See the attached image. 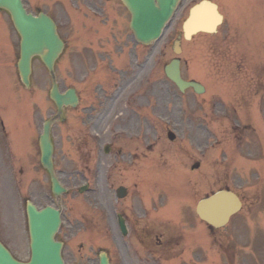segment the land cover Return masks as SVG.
Here are the masks:
<instances>
[{"label":"rangeland","instance_id":"rangeland-1","mask_svg":"<svg viewBox=\"0 0 264 264\" xmlns=\"http://www.w3.org/2000/svg\"><path fill=\"white\" fill-rule=\"evenodd\" d=\"M24 1L29 10H45L58 21L66 47L56 68L57 83L61 92L73 87L81 98L75 109L63 110L65 121L55 123L51 131L55 172L67 189L61 195L63 221L56 236L64 243L65 262L97 264L98 253L107 251L112 264H153L152 254L158 249L151 246V236L166 232L169 240L177 235L182 238L177 240V253L165 264H198L192 261L205 258L201 264H227L209 230L203 238L194 236L201 240L191 241L196 229L194 206L220 186L264 197L258 187L245 190L257 184L250 178L258 167L255 162L249 168L253 162L248 148L251 159H261L259 163L264 159L260 153L264 124L259 112L264 97V77L259 72L264 73V22L254 7L250 19L246 0H213L224 18L218 33L182 40L183 77L206 89L196 95L191 90L180 94L164 77L163 66L174 57L173 43L182 37L188 6L198 0H185L162 38L149 47L133 48L130 55L129 16L118 0L108 7L113 6L121 24H109L106 39L111 43L106 40V45L99 38L73 44L68 0ZM112 27L118 31L112 32ZM3 36L0 62L6 67L0 65V79H7L9 94L7 100L3 93L0 97V113H4L0 118L8 135L6 143L0 138V241L18 260L26 261L25 202L30 200L39 208L55 204L48 175L39 165L38 137L42 123L55 115L56 108L48 97L51 78L38 59L33 60L30 89L20 84L15 67L18 36L8 15L0 12ZM248 43L249 62L257 57V64L245 61ZM98 55L108 61L102 62ZM7 101L16 105L15 111ZM10 109V115L6 114ZM261 109L264 115V104ZM167 131L174 133L173 141L167 139ZM195 162L199 167L191 170ZM83 185L88 188L79 193ZM120 185L129 188L127 194L136 209L126 211L137 219L134 225L139 234L150 237L139 240L151 246V254L141 242L137 246L131 232L125 238L119 235L116 213L125 209L115 196ZM263 202L264 198L258 207ZM258 207H254V217H263ZM246 215L247 208L236 218ZM242 248L247 249L244 239L236 253L240 264L245 256L251 260Z\"/></svg>","mask_w":264,"mask_h":264},{"label":"water","instance_id":"water-1","mask_svg":"<svg viewBox=\"0 0 264 264\" xmlns=\"http://www.w3.org/2000/svg\"><path fill=\"white\" fill-rule=\"evenodd\" d=\"M179 0H122L132 14L131 29L138 41L148 44L158 39L167 21L172 16ZM0 8L6 9L21 37L20 60L18 70L22 82L28 86L30 60L38 55L45 67L52 74L53 87L50 97L55 102L58 112L62 106L74 107L77 98L73 90L61 95L58 92L53 76V64L62 50L53 23L43 15L33 17L23 9L21 0H0ZM209 15V17L207 16ZM221 17L212 4L203 3L201 7L191 10L190 18L184 25V35L189 38L195 32L214 33ZM165 75L183 92L192 87L196 93L203 88L194 82H185L179 73V61L174 60L165 67ZM53 121L44 125V132L39 140L41 164L51 176L52 192L56 197L64 191L57 183L52 171V145L49 129ZM170 139L174 136L169 134ZM239 208L237 198L228 192H218L211 198L202 201L198 214L202 219L215 226L223 225L230 214ZM27 217L29 223L31 259L28 263L15 261L9 252L0 244V264H64L60 252L62 244L53 240L60 226V211L45 208L41 211L28 204ZM100 264H108L105 256H100Z\"/></svg>","mask_w":264,"mask_h":264},{"label":"flooded vegetation","instance_id":"flooded-vegetation-1","mask_svg":"<svg viewBox=\"0 0 264 264\" xmlns=\"http://www.w3.org/2000/svg\"><path fill=\"white\" fill-rule=\"evenodd\" d=\"M248 7H249V16H253V7L255 9V13L257 17L263 18L264 17V0H247ZM72 5L75 7V11H84L82 24H83V31H86L87 23H98L100 26H104L107 23V11L106 8L103 6L105 2L102 0H71ZM92 11L93 13V20L87 18L88 11ZM91 21V22H87ZM70 22V21H69ZM72 22V21H71ZM72 31H77V18H73V23H71ZM105 28H102L104 30ZM81 37V34H77L74 36L73 34V42L75 43ZM262 63V62H261ZM260 76L264 77V73L260 70ZM261 89L263 87L261 86ZM125 223L127 219L123 216ZM133 232V230H132ZM156 242V247L158 249L157 253L161 258H171L174 257L173 254L177 253L176 245L178 243V239H180V235L175 237L173 240H169L168 236L163 235L160 233L158 235H154L152 238Z\"/></svg>","mask_w":264,"mask_h":264}]
</instances>
